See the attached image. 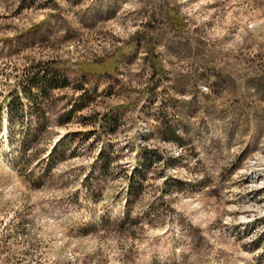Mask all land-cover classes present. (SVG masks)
<instances>
[{"label":"rangeland","instance_id":"374dc122","mask_svg":"<svg viewBox=\"0 0 264 264\" xmlns=\"http://www.w3.org/2000/svg\"><path fill=\"white\" fill-rule=\"evenodd\" d=\"M0 264H264V0H0Z\"/></svg>","mask_w":264,"mask_h":264},{"label":"trees","instance_id":"16d2710c","mask_svg":"<svg viewBox=\"0 0 264 264\" xmlns=\"http://www.w3.org/2000/svg\"><path fill=\"white\" fill-rule=\"evenodd\" d=\"M262 88V87H261Z\"/></svg>","mask_w":264,"mask_h":264}]
</instances>
